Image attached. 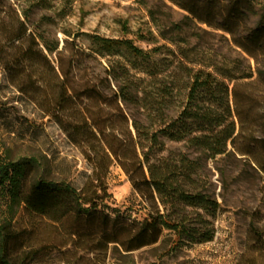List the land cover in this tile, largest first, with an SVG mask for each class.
I'll use <instances>...</instances> for the list:
<instances>
[{
    "label": "rangeland",
    "instance_id": "374dc122",
    "mask_svg": "<svg viewBox=\"0 0 264 264\" xmlns=\"http://www.w3.org/2000/svg\"><path fill=\"white\" fill-rule=\"evenodd\" d=\"M253 11L242 24L245 30L260 24L264 0H256ZM150 14L165 28L169 20L178 21L183 15L166 0H0V156L10 161H32L28 185L43 177L64 181L84 193H99L91 146L95 138L83 126L82 117L104 120L101 125L109 135L108 144L120 159L129 162V155L122 152L125 129L132 131L133 121L146 125L148 112L140 103L124 102L113 93L133 85L144 90L148 77L134 70L125 74L123 67L139 62L123 49L112 56L93 54L98 47L91 37L131 39L143 50L166 44L156 37ZM18 18L27 33L18 42H10ZM259 26L264 27V23ZM192 31L186 47L196 63L212 65L219 73L234 77L249 76L227 82L235 134L224 154L210 157L186 141H165L166 151L161 155L185 154L199 165L198 187L218 203L214 216L208 219L213 238L172 248L174 235L162 230L156 243L129 253L113 243L98 246L97 239L104 231L121 230V237L128 239L150 207L147 192L133 185L102 141L110 162L103 176L106 194L99 210L108 215L107 226L69 222L64 227H52L19 210L13 222L18 230L29 231L31 250H27L35 254L28 263L29 255L21 254L19 264H264V46L255 48L254 57H250L233 45L229 35L204 25ZM149 32L156 41L147 43L137 38ZM28 34L41 37L49 46L57 42L58 51L67 42L61 63L57 53L49 54L40 40L36 47ZM73 47L80 54L71 64L69 93L73 89L78 94L73 101L58 104L51 69L35 51L42 50L61 80L68 72ZM170 60L168 57L166 61ZM108 72L109 82L105 81ZM171 88V104L164 112L168 118H175L186 90L177 80ZM90 89L97 93L91 96ZM120 115L126 123L118 118ZM116 118L115 125L112 120ZM117 216L121 220L115 221ZM75 227L82 231L79 236L73 233Z\"/></svg>",
    "mask_w": 264,
    "mask_h": 264
},
{
    "label": "trees",
    "instance_id": "16d2710c",
    "mask_svg": "<svg viewBox=\"0 0 264 264\" xmlns=\"http://www.w3.org/2000/svg\"><path fill=\"white\" fill-rule=\"evenodd\" d=\"M166 1L183 13L180 20H169L167 28L150 14L156 26V37L166 44L143 50L134 45L131 39L91 37L93 44L98 47L93 54L101 57L112 56L114 52L123 49L139 62L138 65L131 62L130 68L123 67L125 74L134 70L148 77L144 90H138L133 85V88L122 87L113 93L116 99L119 97L124 102L130 101L136 105L140 103L141 108L148 112L146 125L133 121L131 124L133 132L129 128L125 129L126 142L122 152L129 155V162L128 159H120L117 152L108 144L106 138L109 135H106L105 128L101 125L105 124L104 120L82 117L83 126L95 138L91 146L94 148L93 157L96 163L94 180L97 182L99 193L97 190L84 193L83 190L78 191L64 181L43 177L28 185V166L33 164L32 161H10L0 156V264H19L21 254L25 257L29 255L26 261L28 263L35 256L28 244L29 231L18 230L13 222L19 210L30 217L47 221L52 227H64L69 222L77 226L80 222H97L100 227L107 226L110 219L99 210L106 194L103 176L106 163L108 165L110 162L102 141L128 174L133 185L147 192L146 200L150 207L139 227L128 239L121 237V230L115 229L110 234H104V231L97 239L98 246L113 243L115 248L129 253L156 243L162 230L174 235L172 248L186 242L200 244L213 238V229L208 219L214 216L218 203L198 187L199 165L185 154L169 152L165 157L161 155L166 151L165 141H186L210 157L225 153L227 142L235 134L227 82L249 76L234 77L230 73H219L217 68L211 67L212 65L196 63L189 57L186 45L193 34V28L204 25L211 30L229 35L235 47L254 57L253 50L264 46V27L259 26L264 23V12L260 17V24L255 29H247L248 32H245L247 30L242 28V24H246V17L253 14L256 0ZM26 33L23 21L18 18L17 28L11 33L9 41L18 42ZM28 37L36 47L37 40H40L49 54L57 53L60 56L58 63H61V55L68 47L67 42L58 51L57 42L49 46L41 37H35L33 34H28ZM156 37L151 32L137 35L139 40L147 43L156 41ZM36 52L51 69L55 83L53 84L57 87L55 95L58 104L73 101V97L78 93L73 89L72 93H69L73 79L70 71L73 67L71 64L76 62L80 50L72 48L68 72L62 74L61 80L53 73L54 69L46 56L42 55V50L37 49ZM86 56L88 57V55L84 57ZM168 57L172 60L166 61ZM196 65L200 67L195 68ZM110 75L111 72H108L105 81L109 82ZM176 80L186 90V94L181 102V111L175 118H168L164 111L171 104V84H175ZM168 82L170 84L167 85ZM131 89L134 93H131ZM88 92L91 96L97 93L93 89ZM139 93L142 95L139 96ZM118 118H123L126 123L123 115ZM118 118L112 120L115 125ZM119 218L117 216L114 220H121ZM79 232L82 231L77 227L73 229V233L78 236Z\"/></svg>",
    "mask_w": 264,
    "mask_h": 264
},
{
    "label": "water",
    "instance_id": "95a60500",
    "mask_svg": "<svg viewBox=\"0 0 264 264\" xmlns=\"http://www.w3.org/2000/svg\"><path fill=\"white\" fill-rule=\"evenodd\" d=\"M75 38L77 37V35L74 36Z\"/></svg>",
    "mask_w": 264,
    "mask_h": 264
}]
</instances>
